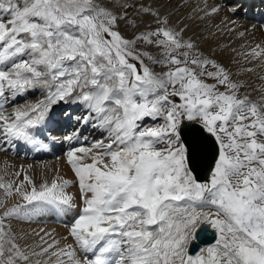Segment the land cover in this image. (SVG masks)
I'll list each match as a JSON object with an SVG mask.
<instances>
[{
	"label": "snow or ice",
	"instance_id": "1",
	"mask_svg": "<svg viewBox=\"0 0 264 264\" xmlns=\"http://www.w3.org/2000/svg\"><path fill=\"white\" fill-rule=\"evenodd\" d=\"M153 2L0 0V152L46 150L38 134L62 104L81 106L77 122L106 133L69 147L74 180L37 183L31 164L9 172L5 163L0 264H264V92L252 99L239 79L264 67V43L230 49L240 57L233 71L217 58L228 45L213 41L248 29L227 16L213 23L222 4L198 0L173 21ZM193 25L199 33L186 35ZM37 89L41 99L18 102ZM197 137L214 147L204 178ZM44 211L69 217L62 239L71 243L44 229L34 247L17 243L6 222ZM208 228L214 243L190 252Z\"/></svg>",
	"mask_w": 264,
	"mask_h": 264
},
{
	"label": "bare ground",
	"instance_id": "2",
	"mask_svg": "<svg viewBox=\"0 0 264 264\" xmlns=\"http://www.w3.org/2000/svg\"><path fill=\"white\" fill-rule=\"evenodd\" d=\"M233 1H235L233 5H228ZM197 2L198 0H189L188 7H177L178 4L183 3V0H171V2H169V0H154L153 6L161 7L163 12L171 13V19L174 21L177 18L186 17L191 8L195 6ZM208 4L210 6L215 4L223 5L219 15L213 19V23H220V20L227 16L231 19L237 20L239 24L242 25L238 31L248 29L244 37H239L236 33H232L231 35H221L218 40L213 41V47H216L217 45L221 47L223 45H228V48L224 49L222 53L220 48L216 47L217 58L220 62L231 67L233 71H235L238 65L232 64L231 61L233 58L240 59V57H237L235 52L230 51V49L234 48L237 52H242L248 47H254L258 43H264V27H262V25H264V0H208ZM231 7L237 8L236 15H233L229 11ZM186 22L190 24L192 23L190 21ZM198 23H200V27L203 28L207 21ZM120 30L126 36L131 38V33H129L123 25H121ZM193 31L199 33L200 29L195 28L193 25L190 27L189 32L186 33V35H191ZM204 35H207V33L205 32ZM242 45L244 47H242ZM201 47H205V45L201 44ZM153 53V55H159L154 51ZM257 63L258 62H254L253 64L245 66L256 67ZM151 66L158 73L165 70L162 66ZM261 76H264V67H256L255 72L245 73L239 77V79L245 84V87L243 88L245 93H249L257 100L261 93L264 92V80H261ZM42 95L41 90L37 89L33 93L28 94L26 100L28 102H35L38 99H41ZM24 102L25 99L19 101V103ZM63 107H65V113L70 114V117L74 114V119L69 121L64 117L61 119L55 118L57 111L59 109L61 110ZM84 113L85 110L76 104H62L57 106L50 114L48 121L41 128L37 137L42 143L47 145L46 150L36 151L31 146L20 144L17 149L0 152V170L4 168L5 163L9 165V172L19 170L21 166L27 168V166L31 164L32 169L29 174L35 177L37 183L44 178L51 180L55 176L74 180V174L65 160V154L69 147H90L94 141L102 139L103 136L106 135V133H102V130L93 129L91 125L78 123L77 118ZM74 132H78L79 134L77 140L68 142L64 139L66 135ZM202 170L203 168L198 169L197 172L200 173ZM5 178L7 179L9 177ZM69 192L77 196V203H79L78 187H70ZM12 203H15L14 199L10 198L6 201L8 206ZM0 211H2V209H0ZM68 219V216L57 215L53 211H44L40 215L34 216L31 221L12 218L6 223L10 224L12 233L17 237V243L22 246L28 245L34 247L36 243H39V236L35 235V233L44 229L45 232H50L52 234V238L59 240L60 246L62 247L66 243H71V239H62L68 235L67 228L65 227ZM40 234L44 235L43 232ZM20 237H23V239ZM50 242L51 239H49V243Z\"/></svg>",
	"mask_w": 264,
	"mask_h": 264
},
{
	"label": "water",
	"instance_id": "3",
	"mask_svg": "<svg viewBox=\"0 0 264 264\" xmlns=\"http://www.w3.org/2000/svg\"><path fill=\"white\" fill-rule=\"evenodd\" d=\"M195 142L197 146L196 168L197 170L203 168L202 172L198 174L201 178H204L207 175L209 163L213 158L214 147L211 140H202L197 137ZM213 242V230L208 228L199 234V239L190 247V252L195 253L199 247Z\"/></svg>",
	"mask_w": 264,
	"mask_h": 264
},
{
	"label": "rangeland",
	"instance_id": "4",
	"mask_svg": "<svg viewBox=\"0 0 264 264\" xmlns=\"http://www.w3.org/2000/svg\"><path fill=\"white\" fill-rule=\"evenodd\" d=\"M234 3H235V1L229 3L228 5H233ZM138 47H139L141 50H144L146 46H144V45H138ZM143 48H144V49H143ZM147 49H149L148 51H150V52H151V50H152V54H154L153 51H154L155 53H158V51H157L156 49L154 50V49L151 48V47H147ZM158 54H159V53H158ZM145 62H146V63H150V62H148L147 60H146ZM150 66H151V65H150ZM162 67H163V66H162ZM164 71H166V69H165ZM209 82H211V81H209ZM242 92L245 93V90L242 89ZM27 97H28V96H27ZM27 97H26V98H27ZM26 98H21L19 101H21V100H23V99H26ZM251 98L254 99L252 96H251ZM19 101H18V102H19ZM63 108H65V107H63ZM63 108H62V109H63Z\"/></svg>",
	"mask_w": 264,
	"mask_h": 264
}]
</instances>
